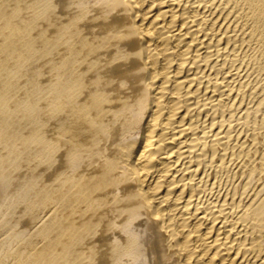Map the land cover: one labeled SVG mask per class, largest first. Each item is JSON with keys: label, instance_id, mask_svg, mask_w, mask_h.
Returning a JSON list of instances; mask_svg holds the SVG:
<instances>
[{"label": "bare ground", "instance_id": "obj_1", "mask_svg": "<svg viewBox=\"0 0 264 264\" xmlns=\"http://www.w3.org/2000/svg\"><path fill=\"white\" fill-rule=\"evenodd\" d=\"M23 191L0 264H264V0H0Z\"/></svg>", "mask_w": 264, "mask_h": 264}, {"label": "rangeland", "instance_id": "obj_2", "mask_svg": "<svg viewBox=\"0 0 264 264\" xmlns=\"http://www.w3.org/2000/svg\"><path fill=\"white\" fill-rule=\"evenodd\" d=\"M5 194H6V193H5ZM25 194H26V192L23 191L22 193H20L19 197L17 196L16 199H15V197H14V199H13V196H12V195H10V196H9L8 194L5 195V196L2 195V199L4 200V202H2V201L0 200V202H1V203H0V206H1V207H0V217H1V218H0V224H1V222H3V221L6 220V218H5V217H6V213H5L4 211L6 210L7 206H9V205L11 204V203H10L11 201H9V200H10V199L13 200L12 202H14V200H15L14 203L17 204V203H20L19 201H21V200H22L21 202H23V200H24L23 197H24V198H25L24 201H26V200H27L26 197L29 196V195L26 194V195H27V196H26ZM6 197L9 198V199L6 200ZM5 200H6V202H5ZM16 200H17V201H16ZM2 203H3V204L5 203L4 206H5V205H7V206H5V208H4V206H3ZM14 203H13V204H14ZM1 204H2V205H1ZM16 206H17V205H16ZM3 209H4V210H3ZM1 210H2V211H1ZM2 214H3V215H2ZM4 215H5V216H4ZM4 218H5V219H4ZM3 219H4V220H3ZM3 240H4V237L0 240V244H1V245H0V248H1V249H2V246H3V248H4V246H7L8 244L11 243V241H10L9 239H6V240H4V241H3ZM2 241H3V242H2ZM4 244H5V245H4ZM6 244H7V245H6Z\"/></svg>", "mask_w": 264, "mask_h": 264}]
</instances>
